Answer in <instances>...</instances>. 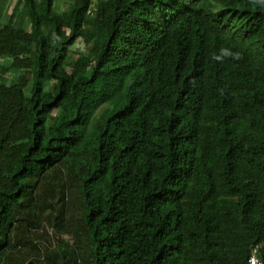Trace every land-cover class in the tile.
Segmentation results:
<instances>
[{
  "label": "trees",
  "instance_id": "obj_1",
  "mask_svg": "<svg viewBox=\"0 0 264 264\" xmlns=\"http://www.w3.org/2000/svg\"><path fill=\"white\" fill-rule=\"evenodd\" d=\"M261 241L264 0H0V264Z\"/></svg>",
  "mask_w": 264,
  "mask_h": 264
},
{
  "label": "built area",
  "instance_id": "obj_2",
  "mask_svg": "<svg viewBox=\"0 0 264 264\" xmlns=\"http://www.w3.org/2000/svg\"><path fill=\"white\" fill-rule=\"evenodd\" d=\"M92 8L95 10V6ZM91 13L92 12H90V14ZM248 264H264V241L251 247Z\"/></svg>",
  "mask_w": 264,
  "mask_h": 264
},
{
  "label": "rangeland",
  "instance_id": "obj_3",
  "mask_svg": "<svg viewBox=\"0 0 264 264\" xmlns=\"http://www.w3.org/2000/svg\"><path fill=\"white\" fill-rule=\"evenodd\" d=\"M83 44H84V42L83 41H80V42H78V45H77V48H79L78 50H77V52H79V51H84L83 49ZM50 234L51 235H53L52 237H51V239H52V241H53V246L54 247H56V246H59L61 243V240H64V241H67V242H72L73 240H72V237L71 236H63V239L60 237V236H57L56 234H55V232L53 231V229H50ZM56 236V237H55ZM40 242H42V241H40ZM43 243V242H42Z\"/></svg>",
  "mask_w": 264,
  "mask_h": 264
},
{
  "label": "clouds",
  "instance_id": "obj_4",
  "mask_svg": "<svg viewBox=\"0 0 264 264\" xmlns=\"http://www.w3.org/2000/svg\"><path fill=\"white\" fill-rule=\"evenodd\" d=\"M95 2H97V0H95ZM89 14H90V12H89ZM91 14H93V12ZM77 45H78V43L76 44V48H77Z\"/></svg>",
  "mask_w": 264,
  "mask_h": 264
}]
</instances>
